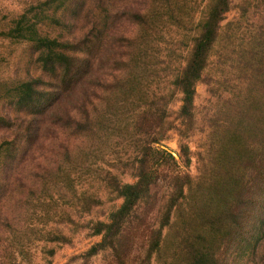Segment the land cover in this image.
I'll return each instance as SVG.
<instances>
[{
  "label": "trees",
  "instance_id": "obj_1",
  "mask_svg": "<svg viewBox=\"0 0 264 264\" xmlns=\"http://www.w3.org/2000/svg\"><path fill=\"white\" fill-rule=\"evenodd\" d=\"M19 8L0 37L30 47L35 75L0 84V132H9L0 139V247L4 236L24 247L34 236L51 264L88 230L100 241L87 260L222 264L229 245L232 264H264V0H25ZM174 32L185 53L162 76L155 46ZM201 83L218 98L201 129L209 130L201 175L169 176L158 199L160 169L175 161L160 148L169 108L180 95L182 136H193ZM182 152L189 160L185 143ZM115 201L106 219L83 220Z\"/></svg>",
  "mask_w": 264,
  "mask_h": 264
},
{
  "label": "rangeland",
  "instance_id": "obj_2",
  "mask_svg": "<svg viewBox=\"0 0 264 264\" xmlns=\"http://www.w3.org/2000/svg\"><path fill=\"white\" fill-rule=\"evenodd\" d=\"M24 3L25 0H0V25L2 26L6 23L8 19L7 15L11 11L14 12L15 10L20 9L19 7ZM124 11L125 9H122L120 11V15H123ZM234 16L235 12H232L228 15V20L233 19ZM121 19L126 20V18ZM255 22L256 24L262 23L260 20H256ZM122 27L127 28V30H130L131 28V26L124 21ZM168 35L169 34L165 36V40L161 39L159 45L155 46L157 55L159 56L157 61L162 63V65L159 66V68L163 70L161 73L162 76H165L166 73L169 72L168 69H171L172 67L175 68L177 63L182 59V53H185V48H182V33H172L171 35L173 36V40ZM106 53H108V50L104 48L103 54ZM83 54L84 58H86L87 54L85 52H83ZM32 61L33 52L26 43H17L0 37V84L7 83L9 80H24L29 76L35 75V67L32 64ZM229 73L236 75L237 71ZM228 77H230V75H228ZM160 80L163 84V88L164 86H167L166 79L162 78ZM180 99L181 96L177 95L175 101L169 108L171 113L169 123L172 124V129L164 135L165 138L160 147L172 154L175 161L170 162L169 166H165L160 169L161 172L158 174L160 178L153 187V193L157 195L156 197L158 199L164 197V192L167 186L171 185L169 176L176 174H188L192 177H196L201 175L200 153H203L206 148L209 135L207 126L205 131L201 132L203 125H206L204 116L210 110L212 112L216 111L218 106V98L212 97L206 83L198 84L195 99V106L199 116V119L196 121L198 125L196 126L197 131L193 136L186 138L185 136H182V123L177 117L182 104ZM120 111L124 112V115H127L125 110ZM20 135H22V132H20ZM5 136H9V132H0V139ZM19 139L21 140V136H19ZM184 143L187 144L190 151L189 160L184 157L185 154L182 152V145ZM132 154L133 152L131 150L130 152L123 154V156L124 158H127ZM114 158L115 155H111L110 159ZM83 178L85 179V177ZM125 180L130 181V178L127 177ZM78 186L81 190L90 187V185L86 182H83L82 185ZM106 197L107 195L104 196V198ZM120 204L121 201L106 202L101 208L95 210L93 215L86 216L83 220H89L92 218H100L104 220L108 216L109 212L119 207ZM56 227L70 235L69 228L64 224L50 221L47 226V228ZM4 237L3 246L0 247V264H46L41 251L43 244L34 236H32V239L34 240L33 243L28 247H24L23 242L21 243L18 239H15L12 242L10 239H7L6 236ZM99 241L100 239L97 237H90L88 230H82L73 238L70 245L63 246L57 251V254L52 259L51 264H117L112 259L111 255L104 253H100L97 257L89 260L81 257L91 248L93 244ZM219 256L222 264H232L236 257V253L231 250L229 245H227V247L221 249Z\"/></svg>",
  "mask_w": 264,
  "mask_h": 264
}]
</instances>
